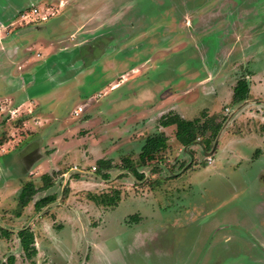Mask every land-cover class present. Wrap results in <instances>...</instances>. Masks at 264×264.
I'll list each match as a JSON object with an SVG mask.
<instances>
[{"label": "rangeland", "instance_id": "374dc122", "mask_svg": "<svg viewBox=\"0 0 264 264\" xmlns=\"http://www.w3.org/2000/svg\"><path fill=\"white\" fill-rule=\"evenodd\" d=\"M21 1L0 27L10 38L0 45V93H15L0 97V154L9 150L0 159L36 140L44 166L0 195V263L264 264V0ZM35 7L47 18L22 25ZM30 27L39 28L12 33ZM30 38L38 42L25 48ZM30 77L26 90L16 83ZM237 79L249 102L233 100ZM155 96L185 119L223 122L208 150L211 130L184 146L174 127L166 149L140 158L148 137L165 134L148 117ZM131 105L150 126L135 123ZM26 228L30 256L18 238Z\"/></svg>", "mask_w": 264, "mask_h": 264}, {"label": "crops", "instance_id": "0c3cea01", "mask_svg": "<svg viewBox=\"0 0 264 264\" xmlns=\"http://www.w3.org/2000/svg\"><path fill=\"white\" fill-rule=\"evenodd\" d=\"M26 27H29V26H26ZM26 27H23V28H26ZM38 28L39 27H36V28L30 27V28L24 29V30L23 29H21V30L20 29L19 30L17 29L16 33L17 34H20L21 31L29 32L30 30H35V29H38ZM10 32H11V30H10ZM12 32H14V29L12 30ZM24 41L25 42L23 43V46H25V48H27V46L30 43H32L33 41L37 43L38 42V39L37 38H30V41L31 42H29V40L26 41V39H24ZM21 58H22V56H21ZM14 61L17 64H22V63H20V60H18V59L14 60ZM226 63H227V61H226ZM226 63H224V64H226ZM9 64L10 65L12 64V66L14 65L12 62H9ZM25 65H26L25 63L22 64V66H25ZM22 66L21 65H18L17 70L19 71V69H21ZM136 69H137V67H136ZM220 69H221V71L219 73V76L224 75V77H225L227 75V73L226 74H222L223 70H225V69L223 67L220 68ZM22 70H23V68H22ZM24 71H31V69H29V70H23V72ZM134 71H136V70H134ZM229 74L231 75V73H229ZM123 76H126V75H123ZM0 77L5 78L6 76L3 75V76H0ZM19 78H21V77L19 76ZM233 79H234L233 76H231L229 80H233ZM215 80H216V78H215ZM237 82H238V79L235 82H232V85H230L231 87H233V90H234L235 86L237 85ZM16 83H21L20 87L22 89H25L26 90L28 88V85H29V87L30 86H33L36 82H34L33 77L32 78L30 77L29 80L22 79L21 81H19V80L16 81ZM186 93H190V92H187L186 91ZM232 93L234 94V91ZM10 94L13 95L15 93H9V92L0 93V97L1 96H7L8 97V95H10ZM169 94H174V93H169ZM29 96H30V94H27V97H29ZM169 96H171V95H168V97ZM168 97H163L161 100H159L155 96L154 99H151L152 100V103H151V107L149 108L150 111H151V115H149L148 117H150V118L151 117H154V118H156L157 122H159L160 119H161V117L163 115L168 114L170 111H174L175 113L177 112L179 115H181L184 118V112L185 111H184V109H182V107L179 104L178 105L177 104H174L171 107H169L168 109H164L163 107H161V103L162 104L165 103L167 101L166 99ZM129 98L131 99V101H134L136 99V100H138L137 102H140V100H141V98L139 97V93L138 92H134V93L131 92V93H129ZM259 100H262V99H259ZM35 101H37V99H35ZM247 101L249 102V99L246 100L245 102H247ZM256 105H259V104H256ZM133 106H136V105H133ZM138 106H139V104H137V107ZM129 108L131 109L132 113H134V117L137 120V121H135V123L136 122H138V123L140 122V127L141 128L145 127L146 125L147 126H150V123H151L150 118L147 119V120H142V119H145V118L144 117H139L140 111L136 110L134 107H132V105L129 106ZM37 116L40 117L41 119H43V117L41 116V113H39V115H37ZM174 127L176 128V125L175 124L169 125V126L160 125L159 126V131H163L167 135V137H169L168 134H167L168 133L167 131L170 130V129H174ZM138 135L139 136L134 135L132 137H134V139H136L138 137H141V133L138 134ZM34 136H36L38 138V135L37 134L34 135ZM31 137H33V136H31ZM27 139H25V140H27ZM19 140H21V138ZM25 140H23L22 142H24ZM38 140H39V138H38ZM30 144H32L30 147H28L26 149H20L21 151L18 153V155L16 156V158L14 159V161H12V158L11 159L10 158L9 159L8 158H4L3 160L0 159V176L4 178V180L0 184V195L3 196V194H5V193H7L9 191L12 192V188H18L21 185V183L23 182L21 180V178L29 177V175L31 173H34V171L37 170V167L38 166H40L41 168H43V166H44V163H42L43 157H42V154L40 153V151L38 150L39 149V145H38L39 143H38V141L33 140V141H31ZM5 145H7V144H5ZM167 145L169 146V144H167ZM2 148H5V147L3 146ZM16 149H17V145H15L14 147H12L10 150H16ZM7 152H5V153H7ZM5 153L0 154V155L4 156V155H6ZM44 175H47V174H44ZM78 180L81 181V179H78ZM14 182H16V184L13 186ZM72 183H74V181L71 182V184ZM31 187L32 186H30V183H27L22 188V191L24 189L25 190H28ZM22 191H21V193H22ZM21 193H20V195H21ZM48 196L55 197L54 195H48ZM48 196H45V197H48ZM45 197H43V198H45ZM36 201H38V200H36ZM36 201H35V203H36ZM260 213H261V209L258 212V214H260ZM261 233L263 234L264 232L262 231ZM252 239H253V241H257V239L255 237H252Z\"/></svg>", "mask_w": 264, "mask_h": 264}, {"label": "trees", "instance_id": "16d2710c", "mask_svg": "<svg viewBox=\"0 0 264 264\" xmlns=\"http://www.w3.org/2000/svg\"><path fill=\"white\" fill-rule=\"evenodd\" d=\"M248 90L249 86L246 79L238 80L237 85L234 88L233 100L236 103L246 100L248 97ZM208 120L209 119L201 124L199 118L188 120L173 112L163 115L160 119V124L163 126L175 124L177 129L176 138L184 146H190L196 141L197 131L201 130V133L203 134L208 129L211 130L210 135L205 138V148L208 150L213 141L217 139L223 126V122L217 121L216 119H212V122L211 120ZM167 146V136L165 134L159 133L158 135L150 136L143 146L140 158L143 161L154 159L156 152L165 149ZM44 177L47 178V175ZM141 177H144V174H140V178ZM54 198L55 197L48 196L36 201V209L41 210L48 203L54 201ZM30 199L31 196H29L28 190L24 189L20 195V200H24V204H27ZM19 236L25 251L31 254L32 252L30 248H32L31 245L34 242V232L26 228L19 232Z\"/></svg>", "mask_w": 264, "mask_h": 264}, {"label": "flooded vegetation", "instance_id": "af4514ba", "mask_svg": "<svg viewBox=\"0 0 264 264\" xmlns=\"http://www.w3.org/2000/svg\"><path fill=\"white\" fill-rule=\"evenodd\" d=\"M0 2H2L1 3V6H0V27L1 26H3V27H5L6 26V24H7V21L8 20H10L11 19V15H15L16 13H18L19 12V10L22 8V7H24V1H21V0H19V2H15V1H13V0H0ZM69 14V13H68ZM13 34H16V32H15V30H14V32H12ZM9 35L7 36V35H5V34H2L1 35V37H0V45L2 46L1 47V49L3 50V51H5V46L3 45V44H5L6 42H9ZM7 52H5V54H6ZM8 54V53H7ZM49 60H47V62H48ZM178 114V113H177ZM181 116V115H180ZM182 117V116H181ZM196 142V141H195ZM197 144V143H196ZM36 209V208H35ZM19 214H20V212H19ZM105 223V222H104ZM122 223H124V227H127L128 229H132V227H133V223H132V221H126V222H122ZM103 224V223H102ZM6 236H8V234H5ZM18 238H19V241H20V245H21V247H22V250L25 252V253H27L28 254V256H30V255H34V254H36L37 253V248H36V246H34L35 245V234H34V242L32 243V245H31V247L32 248H30V250H31V254H29L28 252H26L25 251V248L23 247V245H22V243H21V238H20V236H19V233H18ZM102 241V240H101ZM97 242V241H96ZM102 243H104V242H102ZM94 245H98L99 247H100V245H99V243L97 242V243H92V246H94ZM103 246H104V244H103ZM104 248V247H103ZM100 250H101V248H100ZM102 254H103V249L101 250V255L100 256H98V258H100L101 256H102ZM92 257H93V255H91V258L90 259H92ZM97 258V257H96ZM14 261V256H10L9 258H8V261H6L5 259H3L2 260V263H0V264H11V262H13ZM90 262H93V260H91ZM91 264H93V263H91Z\"/></svg>", "mask_w": 264, "mask_h": 264}, {"label": "built area", "instance_id": "2783aa9c", "mask_svg": "<svg viewBox=\"0 0 264 264\" xmlns=\"http://www.w3.org/2000/svg\"><path fill=\"white\" fill-rule=\"evenodd\" d=\"M47 18L46 14H43L38 7L32 8L30 10H26L22 13L20 17V23L23 25L24 23H33L37 22L39 20H45ZM16 21L12 22L10 25H15ZM213 156H208L207 160L209 161V164L213 162Z\"/></svg>", "mask_w": 264, "mask_h": 264}]
</instances>
